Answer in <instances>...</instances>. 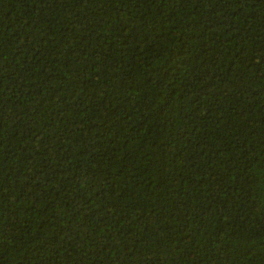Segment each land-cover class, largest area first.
Masks as SVG:
<instances>
[{
	"label": "trees",
	"instance_id": "trees-1",
	"mask_svg": "<svg viewBox=\"0 0 264 264\" xmlns=\"http://www.w3.org/2000/svg\"><path fill=\"white\" fill-rule=\"evenodd\" d=\"M0 264H264V0H0Z\"/></svg>",
	"mask_w": 264,
	"mask_h": 264
}]
</instances>
